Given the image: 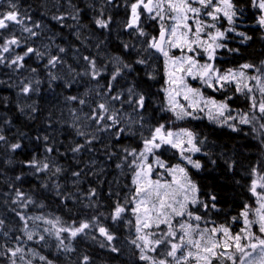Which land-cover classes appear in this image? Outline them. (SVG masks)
I'll return each mask as SVG.
<instances>
[{
    "label": "snow or ice",
    "instance_id": "obj_1",
    "mask_svg": "<svg viewBox=\"0 0 264 264\" xmlns=\"http://www.w3.org/2000/svg\"><path fill=\"white\" fill-rule=\"evenodd\" d=\"M248 3L258 13L257 24L264 30V0H248ZM68 4L72 11L57 10L51 19L60 28L76 29L80 39V30L87 25L81 20V10L71 0ZM120 6L117 0H100L99 6L90 4L96 13L92 17L95 29L110 34L113 17L107 10ZM123 6L127 19L122 31L136 37L139 47L121 40L122 53L112 56L107 64H98L94 56L82 57L86 62L84 71L66 80L63 87L72 88L78 76H86L95 84L84 96L65 97L66 101L80 106L69 109L73 119L67 127L74 134L69 144L65 146L56 138L51 117L43 134L38 132L33 137L16 129L14 139H10L8 133L15 124L2 112L8 107V98H0V149L6 155L18 154L26 147L24 141L39 144L42 154L33 153L30 159L19 163L30 170L29 175L41 178L44 182L40 187L53 193L67 211L71 213L77 205L87 210L84 218L70 223L60 216L31 214L30 207L43 209L45 205L23 191L18 182L23 181L24 174L16 175L0 194V206L13 214L16 225L9 226L7 215L0 214V264H34L37 259L40 264H56L32 247L47 248L53 239L57 254H63L70 264H92L86 254L75 260H71V254L76 252L74 242L78 238L97 240L93 233L103 237L100 248L118 254L120 248L113 243L116 236L102 222V217L134 233L129 243L137 250L141 264H264V171L261 166H253L250 171L253 178L248 191L255 203H245L238 216L217 222L210 216L211 211H220L215 203L217 197L210 195L208 200L203 199L189 170V166L197 172L205 167L201 160L193 158L196 154L209 157L208 162L216 165L217 160L203 148L207 138H200L190 128L173 130L164 123L150 126L145 114L151 96L140 89L135 78L139 75L136 66H140L149 80H156L154 61L163 58L164 79L159 89L163 102L159 111L171 114L170 123L201 120L206 116L209 122L232 132L242 131L241 126H250L264 137V61L259 66L243 63L238 68L223 70L216 64L218 51H239L228 47L230 33L240 37L242 44L252 40V36L238 30L244 9L236 0H124ZM68 20L73 23H67ZM149 21L155 22L157 34L146 31L145 24ZM46 27L33 20L27 10L21 11L17 0H0V69L19 74L15 82L17 94L28 99L39 95L43 83L36 76L38 69L27 67L29 58L43 62L49 89L61 79L55 70L64 64L60 54L67 49L56 45L57 54H51L47 51L50 45H44L45 50H41L29 43L40 38ZM48 39L55 43L52 37ZM104 43V39L97 40L98 53ZM25 71L31 78L24 75ZM69 71L74 70L69 67ZM190 81H197L200 86H193ZM3 84L7 81L0 80V85ZM205 89L222 93L223 98L206 95ZM90 96L96 99L85 98ZM236 96L248 102L247 111L233 109L230 101ZM85 107L89 111L85 112ZM17 110L29 121L38 118L35 102L18 103ZM128 137H138L142 147L124 145ZM98 144L107 160L117 161L115 167L120 174L130 178V183L123 186L127 189L123 196L119 190H109L108 196L114 200L107 214L101 210L104 204L97 187L89 185L86 191L80 188L84 178L99 176L104 171L96 169L95 157L83 167L71 170V189L60 183L68 169L57 162L58 157L70 156L79 165L84 153L99 151ZM165 146L177 150L183 163L169 166L162 160L157 153ZM261 147L264 148V139ZM13 159L8 155L5 163L11 165ZM224 162L229 171L235 167V161ZM0 175H3L2 166ZM89 211L93 213L91 217L87 216ZM237 224L239 229L235 230L233 225Z\"/></svg>",
    "mask_w": 264,
    "mask_h": 264
},
{
    "label": "trees",
    "instance_id": "obj_2",
    "mask_svg": "<svg viewBox=\"0 0 264 264\" xmlns=\"http://www.w3.org/2000/svg\"><path fill=\"white\" fill-rule=\"evenodd\" d=\"M71 1L75 3V5L81 10V20H84L85 23L90 13L87 8H84L86 7V3H84L83 0ZM93 1L94 5L99 6L100 0ZM17 2L22 7L28 8L30 10H38L42 5L41 3L39 4L40 0H17ZM117 2L120 3L121 6L118 8L109 7L107 14H111L113 17V22L116 21L119 24H122V22L127 19V10L123 6L124 0H117ZM236 2L244 9L241 18L245 20V27L241 28V31H244L248 35L252 36V40L246 42L245 44H240L236 43L237 40L231 37L232 42L227 43L228 47L239 49V51L234 53L223 51L221 53V65L224 68H237L243 63H252L259 66L260 62L264 60V39H262L264 32L257 24L258 13L251 8L248 0H236ZM95 14V11H93V15ZM90 26L94 30L96 39H104L105 43L102 47H104L105 51L111 56L122 53L121 40L132 43V40L129 37L127 38V36L125 39L119 40L120 43L116 41L115 38L117 37V33L114 34L113 26L112 32L110 34H102L101 30L95 29L94 25L91 24ZM105 37L107 38L105 39ZM94 57L97 58L98 64H106V60L104 58H100L96 54ZM134 58L135 54L133 53L132 59ZM34 67L38 69V78L41 79L43 83L40 86L41 91L39 95H33L29 101L24 97L18 96L16 90L13 89L14 87H8L7 84L10 83L0 85V98H8V107L3 108L2 112L6 114L9 119H12L15 124V128H13L12 131L8 133L10 139H14L13 134L15 133L16 129H20L23 132H26L29 136L33 137L38 132L43 134V128L45 123H47L46 121L48 118H54L58 114L55 105H52L54 102L53 96L56 95V93H63L66 95V97L68 95H73L71 92H64L62 89L58 90L57 87H53L52 90H50L47 86V81L45 80L46 76L43 66L35 62ZM136 67L139 70V75H136L135 78L140 89L149 93L151 96V99L149 100L148 111L145 114L146 121L150 126H155L159 123H164L166 126L173 125V123H170V114L159 111V108L163 102V93L159 92L160 87L163 86V76L159 73L156 80H149L144 75L143 69H141L140 66ZM131 78L132 77L130 75L129 79L131 80ZM122 83H127V81ZM12 85L14 86V84ZM205 93L206 95L212 96L208 91H205ZM16 97L22 101L25 99L29 103L35 102V106L39 109L38 113L36 114L38 117L36 120H27L25 116L17 110L18 103L12 99ZM231 105L233 107L239 106V109L246 111V103H241L240 100L232 101ZM182 126L192 129L199 134L200 138L206 137L207 139L205 142L208 144V146H210V149H205L211 153L213 159L217 160L216 165H211L208 162L209 157L199 156L196 159L201 160L205 164L204 169L199 172L189 169L193 179L200 187L201 197L205 200H208L210 195H215L217 197L215 203L217 204L220 211H211L210 216L217 222H224L230 220L231 216H238L245 203L254 204L255 198L252 197L248 191V186L252 179L250 171L253 166L258 164L261 166V170L264 171V148L261 147V139H264V137H261L258 131L254 132L251 127H241L242 131L234 133L227 129L210 126L205 121L186 122ZM63 130L69 133L64 145L69 144L73 140L74 134L72 133V130L67 127V125L64 126ZM145 134H147V129H145ZM24 143L26 145L25 149L18 154L9 153L6 155L5 152L0 149V166L3 168V175H0V194L7 190L6 185L10 179L14 181V177L16 175L23 173L24 179L22 182L18 183L21 184L23 191L33 195L35 199L45 205L43 209H38L39 211L41 210L42 212L46 213L47 211H50L54 215L60 216L67 221L83 217L84 215L77 216V214L84 209L77 205L78 211L75 208H73L71 213L67 211L53 193L45 191L40 187V184L44 181L41 178L29 175L28 173L30 170L24 168L23 165L19 163L20 161L30 159L33 153L38 155L42 154V148L39 144L35 143L34 141L31 143L24 141ZM123 143L124 145L130 147H142L138 137L125 138ZM97 149L99 151L92 155L98 156L101 160L106 162L108 169L106 172H102L99 176H96L97 178H91L89 176L84 178V182L80 185V188L81 190L86 191L89 185L97 187L100 191L101 200L104 204V207L101 210L107 214L106 211H110L114 200V197L110 198L108 196L109 190H119L121 195L124 194L127 189H125L123 186L130 183V178L127 175H121L120 170L116 169L115 163L117 161H109L105 158L103 150L100 149L99 144L97 145ZM87 154L88 153H84L81 156V163L79 165L74 163L70 156L68 158L58 157L57 162L65 168L74 169L85 164L84 162L87 158ZM8 155H12L14 157L13 163L11 165L5 163ZM226 159L235 161V167L232 171L228 170V166L224 162ZM167 160L170 163H174L175 161L172 158H168ZM98 181H102L103 183H98ZM237 181H239V183H237ZM63 182V185H65L66 188L71 189V186L66 184V181ZM69 207L73 206L70 204ZM92 214L93 213L90 212L89 216ZM101 220L107 227H109L113 234H122V227L115 229L116 226L111 220H106L103 217ZM233 228L238 230L239 224L233 225ZM80 244V241L77 242V247ZM78 249L81 252V255L86 254L91 257L92 264H132L128 263L126 259H121L119 255L110 252L108 249H100L97 246H90L86 244L78 247ZM46 252L47 251H45L43 254L50 259H53L56 263L60 262L59 264H70V261L66 260L65 258L61 256H55L56 253ZM60 258H62V260H60ZM71 259L73 260L74 258Z\"/></svg>",
    "mask_w": 264,
    "mask_h": 264
},
{
    "label": "rangeland",
    "instance_id": "obj_3",
    "mask_svg": "<svg viewBox=\"0 0 264 264\" xmlns=\"http://www.w3.org/2000/svg\"><path fill=\"white\" fill-rule=\"evenodd\" d=\"M67 2H68V0H40L39 3L42 4L41 7H40V9H41V15H43L45 18H41L40 12H37L36 15H33V13H30L29 12L30 15L32 16V19L33 20L40 21L42 24H44V25L47 26L44 34L40 38L36 39L35 42H31L30 41L29 43H32L34 47L41 48V50H45L43 48L44 45H50V47L47 49V51H49L51 54H57L56 45L65 47L67 49L66 53L60 54V55H62L64 57V64L58 66V68L55 70L56 71V74L61 79L54 83V85H53L54 88L57 87V86H59L60 85L59 83H62V86H63V84H64V82L66 80H70V79H72L73 76L76 75V73H80V72H83L84 71V69L86 67V62H84L82 60V57L84 55H88L86 53V51L91 56L96 54L99 57H104V56H107L108 55V58L109 59L112 57L105 50L102 49L104 47H102L99 50V53H98V50L96 49L95 44H96L97 40H99V39L98 38L97 39L95 38L96 36L94 34V30L92 29V27L89 28L87 26L84 29L80 30V42L84 46L83 45H80V44H75V43H73L71 45V40H69V37L68 36H72L73 39L76 40V38H75V37H77L76 34H75L76 29L74 31L73 29H69V28H60L59 25H57L56 22L51 19V16L53 14H55L57 12V10H59L62 13L63 12L72 11V9L69 7V4ZM83 2L86 3L85 6L88 9V11H91V12L94 11L93 8H90L89 7L90 4L91 5H94V1L93 0H83ZM71 3L73 5H75V3H73L72 1H71ZM21 11H24V10L21 8ZM81 14L82 13H80V15ZM89 16L92 19V15H89ZM67 23L71 24V23H73V21L68 20ZM112 26H113V32H114V34L120 32V35H117V37L119 39L115 36L116 37L115 38L116 41L120 42L119 40L124 39L123 38L124 37V32L122 30H120V27H119V23L118 22L114 21ZM224 26H226V22H225ZM157 30H158V28H157ZM147 32H149V31H147ZM17 35H20V33L18 32ZM48 37H52L54 39L55 43L53 44L48 39ZM128 37L132 40V43L133 44H136L137 47H139V44L137 43V38L136 37L130 36L129 34H128ZM77 49L79 51H77ZM17 51H21L22 52V49H18ZM35 62H37V61L35 60V58H33L32 61L28 64L27 67L28 68L34 67V63ZM107 63H108V61H107ZM69 67L72 70H74V71L70 72L69 71ZM154 67L156 68V71H158L159 68L162 67V71H163V58L162 59L155 60L154 61ZM44 73H45V76H46L45 80L47 81L46 83H47V86H48V77H47V74H46V70L45 69H44ZM24 75L25 76H29V78H31V74L29 72H27V71L24 72ZM36 76L38 78V72H37ZM163 76H164V72H163ZM18 77H19V74L13 75L7 69H0V80H4V81H7V83L14 84V86H13L14 88L13 89L16 90V92H17V89L15 87V82H16V80H17ZM77 81L78 82L76 84H74L72 88H70V89L69 88H66V89L72 90L74 87L77 86V88H75V90H78L79 89L80 96H84V93L92 86V85L89 86L88 83H87V82H91V80L88 77H86V76H78L77 77ZM190 82L192 84L193 83H198L197 81H190ZM50 90H52V89H50ZM20 97H22V96H20ZM85 98L86 99H89V100L96 99L94 96L85 97ZM25 99L29 101L28 98H25ZM53 99H54V102H53L52 105H55V107L57 109V112H58L57 116H55L54 118L53 117L51 118V120L53 122V129L56 130L55 133H54V135L56 136V138L58 140H61V141H63L65 143L66 140H67V138H68V134L69 133L67 131H64L63 128H64V126L67 125L68 121L70 123L72 121V119H73L72 116H71V114H70L69 109L70 108H73V107L79 109L80 106L78 104L72 105L71 102L66 101V99L63 98V97L53 96ZM181 102H183V101H181ZM27 103H29V102H27ZM84 111L87 112V111H89V109L84 110ZM201 115L204 116L203 113H201ZM204 119L207 122H209V120L207 119L206 116H205ZM179 122H182V121H179ZM179 122H177V123L179 124ZM209 123H211V122H209ZM211 124L216 125L215 123H211ZM46 125H47V123H45V126L43 128L44 132L46 131ZM177 126H179V125H177ZM167 127H169V126H167ZM225 128H227V127H225ZM176 130H178V129H176ZM65 145H67V144H65ZM157 154L159 156L162 155V154H166L168 156L175 157V162L174 163H169V162L166 161V163L169 166L175 165L177 163H183L180 160L178 151L175 150V149L168 148L167 146H165L164 148H162L160 150V152L157 153ZM197 155H199V154H196L195 156H197ZM195 156L193 157L194 159H195ZM87 157L88 158L86 159V162L85 163H87L91 158H93V155L92 154H87ZM94 157H95V159L97 161L96 169L98 170L100 168H103L104 169L103 172H106L107 169H108L106 162H104L103 160H101L98 156H94ZM83 166H84V164L82 166H80V167H83ZM189 168H190V166H189ZM66 169H68V172L65 173L63 176H61L60 183L61 184H64L63 181H66V184H68L69 186H71L70 181H71L72 177L70 176V172H71L72 169L71 168H66ZM86 171H88V169H86ZM89 177H91V178L92 177L97 178L96 176H93V175H89ZM121 196H123V194ZM74 208L77 210V206H75ZM38 209L39 208H36V207H30L29 212L31 214H37V215L43 213L45 215L56 216L53 213H51L50 211H47V213H46V212H42L41 210L39 211ZM30 210H32V212ZM86 211L87 210L81 211L80 213L77 214V216L84 215V213ZM0 214L7 215V217H8L7 223L9 224V226H12V227H15L16 226L15 225V221L12 218L13 217V214L7 213L6 212V208H4L3 206H0ZM89 214H90V211L87 212V216L88 217H91V216H89ZM73 216H75V215H73ZM81 218H84V216L81 217ZM81 218H76V219H81ZM62 220H64V219H62ZM114 225L116 226V227L114 226L115 229H117L119 227H122L123 228L122 234H114L116 236V239L113 241V243L117 247L120 248V252H119L120 255L123 256V257H125L131 263H135V264L139 263V264H141V262L137 259V250L134 248L133 245H131L129 243V240L132 238V236H133L134 233L131 232V231H129V229L127 227H125L124 225H122V224H114ZM15 234L16 233H13V235H15ZM93 234L97 235V240H95V241H93L91 238H87V239L78 238L77 241L74 242V246L76 247V252H74V253H78V256H81V255H79V253H81V252L77 250V245H76V243L79 242V241H80V243L82 241L84 243H87L90 246H97L98 248H100L99 247V243L103 240V237H99L98 233H93ZM54 245H55V240L53 239V240H50L49 246L47 248H43L40 245H32V247H35L36 249L40 247V248H42L44 250V252L47 251L46 253H56L55 256H61V257L65 258L63 254H57ZM78 246L81 247L82 245L80 244ZM100 249H107V248H100ZM40 254H41V252H40ZM76 258L77 257H75L74 260ZM60 260H62V258H60ZM34 264H40V262L38 261V259L37 260H34Z\"/></svg>",
    "mask_w": 264,
    "mask_h": 264
},
{
    "label": "bare ground",
    "instance_id": "obj_4",
    "mask_svg": "<svg viewBox=\"0 0 264 264\" xmlns=\"http://www.w3.org/2000/svg\"><path fill=\"white\" fill-rule=\"evenodd\" d=\"M36 4V3H35ZM40 4V3H39ZM84 8H86V7H84ZM17 95V94H16ZM19 96V95H18ZM17 96V97H18ZM14 97H15V95H14ZM12 98L13 99V101H16L17 103H19V104H21V103H25V100L24 101H22V100H19L18 98ZM3 183V182H2ZM5 185V184H4ZM7 186V185H6Z\"/></svg>",
    "mask_w": 264,
    "mask_h": 264
},
{
    "label": "flooded vegetation",
    "instance_id": "obj_5",
    "mask_svg": "<svg viewBox=\"0 0 264 264\" xmlns=\"http://www.w3.org/2000/svg\"><path fill=\"white\" fill-rule=\"evenodd\" d=\"M125 37H126V36H124L123 38L125 39ZM119 43H120V42H119ZM102 49H104V48H102ZM104 50H105V49H104ZM106 212H107V211H106ZM62 219H63V218H62ZM64 220H65V219H64ZM72 220H73V219H72ZM72 220H70V221L65 220V221H67V222L70 223ZM85 244H87V243H84V242L81 241V245H85ZM78 247H79V246H78ZM78 247H77V250L79 251Z\"/></svg>",
    "mask_w": 264,
    "mask_h": 264
}]
</instances>
